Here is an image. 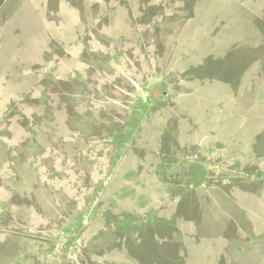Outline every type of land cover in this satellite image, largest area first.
Returning a JSON list of instances; mask_svg holds the SVG:
<instances>
[{
    "label": "rangeland",
    "instance_id": "rangeland-1",
    "mask_svg": "<svg viewBox=\"0 0 264 264\" xmlns=\"http://www.w3.org/2000/svg\"><path fill=\"white\" fill-rule=\"evenodd\" d=\"M0 264H264V0H0Z\"/></svg>",
    "mask_w": 264,
    "mask_h": 264
}]
</instances>
